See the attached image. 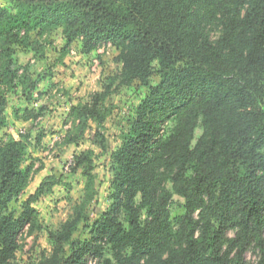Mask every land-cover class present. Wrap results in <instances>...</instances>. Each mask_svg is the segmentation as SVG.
I'll list each match as a JSON object with an SVG mask.
<instances>
[{"label": "trees", "instance_id": "16d2710c", "mask_svg": "<svg viewBox=\"0 0 264 264\" xmlns=\"http://www.w3.org/2000/svg\"><path fill=\"white\" fill-rule=\"evenodd\" d=\"M9 1L0 7V131L7 93L36 86L13 58L15 45H37L34 32L61 30L65 46L80 40L85 54L102 44L118 50L120 73L71 107L66 144L95 125L89 139L108 153L100 129L115 85L149 90L109 152L108 208L89 214L93 150L73 155L72 171L85 177L82 196L37 264H86L89 254L95 264H242L251 247L254 264H264V0ZM155 72L159 83L149 86ZM29 146L25 136L0 142V264H15L23 230H41L31 204L55 184L43 181L17 218L7 212L28 186ZM174 196L184 211L172 219ZM82 223L84 240L75 238Z\"/></svg>", "mask_w": 264, "mask_h": 264}, {"label": "rangeland", "instance_id": "374dc122", "mask_svg": "<svg viewBox=\"0 0 264 264\" xmlns=\"http://www.w3.org/2000/svg\"><path fill=\"white\" fill-rule=\"evenodd\" d=\"M0 7H10V1L0 0ZM33 41L37 43L34 48L15 45L13 58L18 73L21 74L27 67L29 77L36 86L30 91L17 87L7 93L6 121L0 131V142L16 140L21 136L28 138L30 146L22 167L33 166L28 186L8 205L7 212L17 218L23 203L35 194L43 181L51 183L54 179L55 184L32 202L42 228L33 235H28L27 229L20 233L21 248L15 254V264H37L41 255L51 253L53 243L50 235L60 229L82 196L85 177L80 168L73 172L72 167L73 155L83 150L91 149L95 154L93 174L97 195L92 203L94 211L90 209L89 214L94 218L95 210L99 213L106 211L111 178L109 152L117 146L120 132L127 127L134 108L149 91L139 82L128 87L115 85L114 93L106 102L112 113L100 129L108 141V153H101V149L89 139L95 125L85 133L83 140L66 144L64 138L73 127L71 107L88 101L91 94L104 88L108 78L120 73L121 64L116 60L118 50L109 44H102L96 51L85 54L80 40L66 47L61 30L41 37L34 32L30 38V42ZM153 68L157 70V62L153 63ZM158 83L159 77L155 72L148 84L155 86ZM172 127L173 123L168 122L162 135L170 134ZM200 133L197 130L196 135ZM183 205L181 197H173L169 207L172 219L183 213ZM227 236L233 237L234 234L229 232ZM75 238H88L85 223L80 225ZM256 260L257 254L251 247L245 253L242 264H254ZM96 261L91 254L85 258L86 264H95Z\"/></svg>", "mask_w": 264, "mask_h": 264}, {"label": "built area", "instance_id": "2783aa9c", "mask_svg": "<svg viewBox=\"0 0 264 264\" xmlns=\"http://www.w3.org/2000/svg\"><path fill=\"white\" fill-rule=\"evenodd\" d=\"M110 45V44H109ZM93 264V263H92Z\"/></svg>", "mask_w": 264, "mask_h": 264}]
</instances>
